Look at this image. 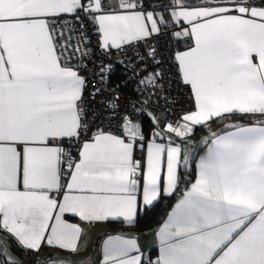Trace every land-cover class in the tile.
I'll return each mask as SVG.
<instances>
[{"label":"snow or ice","instance_id":"6c2138e0","mask_svg":"<svg viewBox=\"0 0 264 264\" xmlns=\"http://www.w3.org/2000/svg\"><path fill=\"white\" fill-rule=\"evenodd\" d=\"M0 264H264V0H0Z\"/></svg>","mask_w":264,"mask_h":264},{"label":"trees","instance_id":"16d2710c","mask_svg":"<svg viewBox=\"0 0 264 264\" xmlns=\"http://www.w3.org/2000/svg\"><path fill=\"white\" fill-rule=\"evenodd\" d=\"M202 131H203V129H200L197 131V133L202 132ZM178 195L179 194H175L167 202H163L160 206H158L157 210L150 213L148 216L141 218L137 227L135 229H131L129 231H133V232L138 233V234H144V233L153 231L156 227H158L160 222L163 220L166 212L175 203ZM109 229H110V231H115V232L125 230V229H120L118 227H111V226H109ZM152 255L155 256V251H152Z\"/></svg>","mask_w":264,"mask_h":264},{"label":"crops","instance_id":"0c3cea01","mask_svg":"<svg viewBox=\"0 0 264 264\" xmlns=\"http://www.w3.org/2000/svg\"><path fill=\"white\" fill-rule=\"evenodd\" d=\"M206 135V132L203 130L202 132L197 133V140ZM200 154L203 153V147L200 146ZM176 202V201H175ZM115 231H110L109 226L106 224L101 225H95L87 229V241H88V251L91 253L94 249V246L100 241V239L106 234V233H114ZM135 233V232H134ZM153 231L144 233V234H138L140 237V243L146 250V252L149 250V246L153 243ZM43 255V253H42ZM156 255V251H155Z\"/></svg>","mask_w":264,"mask_h":264},{"label":"built area","instance_id":"2783aa9c","mask_svg":"<svg viewBox=\"0 0 264 264\" xmlns=\"http://www.w3.org/2000/svg\"><path fill=\"white\" fill-rule=\"evenodd\" d=\"M114 79H118V77H113ZM173 96H176V99L179 101V104L176 105L177 108L186 106L187 105V97H186V90L177 84L172 86V93Z\"/></svg>","mask_w":264,"mask_h":264}]
</instances>
